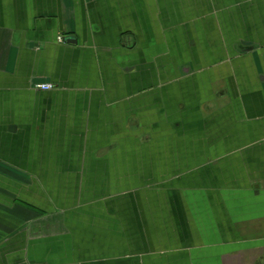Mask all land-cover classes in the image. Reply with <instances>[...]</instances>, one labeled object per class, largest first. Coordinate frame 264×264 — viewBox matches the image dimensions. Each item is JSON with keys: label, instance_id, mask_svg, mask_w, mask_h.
<instances>
[{"label": "crops", "instance_id": "obj_1", "mask_svg": "<svg viewBox=\"0 0 264 264\" xmlns=\"http://www.w3.org/2000/svg\"><path fill=\"white\" fill-rule=\"evenodd\" d=\"M0 264H264V0H0Z\"/></svg>", "mask_w": 264, "mask_h": 264}, {"label": "built area", "instance_id": "obj_2", "mask_svg": "<svg viewBox=\"0 0 264 264\" xmlns=\"http://www.w3.org/2000/svg\"><path fill=\"white\" fill-rule=\"evenodd\" d=\"M59 39H61V37ZM37 88H39L40 90H51L54 88V84L51 82H45V83L38 84Z\"/></svg>", "mask_w": 264, "mask_h": 264}]
</instances>
